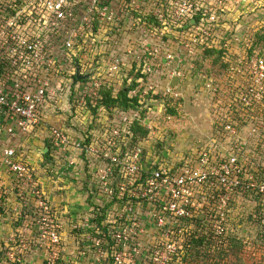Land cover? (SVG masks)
<instances>
[{"label":"built area","instance_id":"2783aa9c","mask_svg":"<svg viewBox=\"0 0 264 264\" xmlns=\"http://www.w3.org/2000/svg\"><path fill=\"white\" fill-rule=\"evenodd\" d=\"M260 6L261 0H0V166L25 214L27 208L32 213L29 236L45 251L41 264H56L66 244L72 246L59 222L67 211L50 203L37 169L18 152V140L26 137L44 138L56 161L83 174L91 207L70 221V229L81 231L75 249L86 264H186L184 237L200 217H206L213 236L223 237L240 195L264 202V157L254 168L246 161L247 155L264 156V41L252 49L249 36L234 28L230 35L223 32L226 21H237L232 15ZM94 23L98 31L92 34ZM262 29L261 23L255 34ZM232 44L244 52L231 51ZM206 49L222 50V59L229 58L223 61L226 71L205 74L206 88L221 103L215 108L225 111L217 134L228 139L226 145L200 146L175 164L147 161L153 133L141 115L150 109L145 103L137 110L98 108L108 125L104 136L71 132L49 120L58 103H70L73 76L92 69L85 88L92 89L93 100L126 64L129 74L135 63L134 74L140 70L146 83L137 78L130 97L140 91L141 101L155 94L177 101L172 82L185 77L184 52L192 56ZM188 69L196 70L193 64ZM220 72H227L221 82L214 78ZM82 84L74 90L80 92ZM253 115L262 122L253 121L241 135L242 123ZM138 126L148 134L134 143L132 129ZM3 187L0 180V198ZM27 240L19 233L10 237L0 264H21L32 246Z\"/></svg>","mask_w":264,"mask_h":264},{"label":"rangeland","instance_id":"374dc122","mask_svg":"<svg viewBox=\"0 0 264 264\" xmlns=\"http://www.w3.org/2000/svg\"><path fill=\"white\" fill-rule=\"evenodd\" d=\"M261 4L262 7L260 6V8H257L255 10H251L252 8L243 10L241 12V16L239 15L240 17H238L237 15H232L237 18V21H226L227 27L223 30V32L226 31L228 33L227 35H230L232 28H234V33H236L237 35L241 37L249 36V41L252 44L255 41L257 35L255 34V31L258 29V27H260L261 23L262 25H264V0H261ZM122 34V36L124 37L127 36L123 32ZM231 46V51L233 52L235 50L241 54L244 52L243 46L236 47V44H232ZM172 47H174V45H172ZM258 47H260V44ZM193 55L189 56L186 51L184 52L185 64L183 65H185V77L175 78L172 82L173 96L177 95L178 97H181V99L179 100L181 101L180 103H178V100L170 102V107L174 108L175 114H169L167 112L166 106L168 103L164 100H161L166 99L162 96H160V99H148L147 101L142 102L150 107L148 113L144 114V116L149 119V124L150 126H152V129L149 131L153 133L152 145L150 149L151 154L149 153V155L147 156V161H153L152 163H154L155 161H157L156 163L164 161L170 164H175L181 158L187 157L192 154V152H194L200 146H208L209 148L210 145L214 142L216 143V145H226L228 141V139H226L225 137L221 138V136L217 134V129L220 128V125L224 124L225 111L221 113V108H215L217 106H220L221 103H214L215 97L212 94V91L208 90L205 85V80H208L209 78L205 76L206 73L204 72L202 75H199L198 71L200 67H210V71L212 69H220L222 71H226V66L225 68H221L220 66L223 61H226L229 58H225L219 63L212 64V57L203 58V51H198ZM90 61L93 62V60ZM159 61L161 62L162 59L160 58ZM195 61L199 65L194 64ZM123 62L127 63V61L124 60ZM230 62L233 63V61L231 60ZM190 64L195 65V71H189L188 68ZM128 65L129 64H126V67L121 70V74L119 76H116L118 77L116 81L111 82L115 87V89L113 90V94H116L118 89L127 87L124 80L125 76L129 75L127 74V72L129 71ZM220 73L222 74H215L214 78L220 80L221 82L223 81V77L227 76V72ZM235 81L236 79L234 78L232 80V83L235 84L237 82ZM86 84L87 81H83L80 92L75 91L73 92L71 97H69V101L73 99L74 103H63L61 101L60 103H58V107L55 109V111L53 110V113L55 112L54 114L58 119L57 122L62 127L63 125L67 127L70 126L68 129H71V132L75 131L78 134H87V132L88 134H92L93 132H98V134L102 136L103 128L107 127L108 125H106L105 123L103 113H100L98 109L96 110V113L92 112L93 109H91V103L94 102L87 103L88 96L85 98L84 95L87 94L91 96L92 89L89 90L88 87L85 88ZM220 97L223 98V95H220ZM88 100H90V98ZM83 103H86V105L84 104V107H82ZM78 105H80L81 107H78ZM90 105L91 107H88ZM221 114H223L224 117H222ZM73 115H75L77 119H74ZM258 116L259 115H253V117L249 118V121L245 120V122L242 123V125L245 126L239 130L241 135L253 126V121L262 122V118L258 119ZM49 120L51 122L54 121V124L59 127L54 118L53 120L52 118ZM255 123L256 127H262L261 123ZM101 128L102 132L100 133ZM227 137L229 136L227 135ZM94 139L95 138H93V141ZM2 142L3 141H1L0 143ZM18 144L23 145V147H20L18 145V147L20 148L18 149V152L20 153L21 158L26 159V161H28L32 165H35L32 162L33 160L36 162L40 159L44 164L51 165L52 162H48L46 159L44 160V158L41 156L34 140H25V142H18ZM41 144H43L42 141ZM262 157L264 156L247 155V165L251 168H254L258 165L259 161L262 160ZM41 168L43 171L45 170V167L43 168V165ZM76 172L77 171L75 170L70 171L71 178H74ZM42 177L47 178L46 182H48V185L50 184V182H52L53 177L48 172L43 173ZM82 178V173L79 177H77L76 175L74 184L77 185L76 188H78V190L84 187L85 182L82 181ZM41 181L42 180H40V182ZM42 186L44 187V190L47 191L46 193H48L47 195L50 200L51 188H49V186H46V183L44 181L42 183ZM4 195V199L9 198L14 200V197L12 195L8 196L5 194V192ZM18 202L19 203H17L15 207V204H13L12 201L9 203L10 205H8V202L6 201V211L9 206L8 210L10 214H4L2 212L3 214L0 215L2 216V218L0 219V223L2 225L1 228L3 229V225L5 224V229H11V231H9V233H11V236H9L7 240L10 237L12 238L14 237V235L18 234H13V229H18L17 222L19 220L15 222V220L10 219L11 213L13 212L14 214H16V219H18L20 213L23 210L25 211L24 202ZM18 204H20V207L18 206ZM66 207L67 206H64V210L67 209ZM13 208L18 209H15L14 211ZM0 209L2 211L1 207ZM26 214L29 215L28 212H26ZM63 217L65 218L66 216H62L59 222H61V224L63 225L64 232L67 233V231L69 230V223L67 222L68 220L64 219ZM262 217H264V203H262V201H260L254 195H240L237 200L231 205L228 224L226 227L227 233L223 237L209 238L208 243H210V250L209 248L208 252H205L207 251V248L202 250L203 252L200 254L202 255L201 261H194V255H185V259H189L187 260L188 263L186 264H264V222ZM32 219V216L28 219H25L23 230H18L19 235H22L23 238H28L27 241L29 242V245H32L31 242H33L32 236H29L33 233V227H30ZM20 225H22V223ZM27 227H29V233L27 232ZM231 241L234 243H231ZM67 242L71 243V240L68 239L66 243ZM68 245L66 244V257H64V261H69L73 264H85L82 258L81 260L80 258H78L80 255H78L79 251L73 247H69ZM213 248L215 250H213ZM34 251L43 253L44 258L45 251L35 245H32L30 247V250L27 249L20 257L21 264H25L27 256H34ZM0 252L1 256L3 257L5 255V251L1 249ZM9 252H11V250H9ZM204 254H206L207 256L205 257ZM190 258L193 259L192 262ZM185 259H183L182 262H184ZM42 262L43 259L41 263Z\"/></svg>","mask_w":264,"mask_h":264},{"label":"trees","instance_id":"16d2710c","mask_svg":"<svg viewBox=\"0 0 264 264\" xmlns=\"http://www.w3.org/2000/svg\"><path fill=\"white\" fill-rule=\"evenodd\" d=\"M135 16H138V15L135 14ZM156 26H158V24H156ZM97 31H98V28H97L96 24L94 23V25L92 27V32H93L92 34H95ZM259 33L256 35L257 39H256V41L253 42L252 49H254L261 42L263 44V41H264V30L262 29V32H259ZM60 39H61V37H56V41L58 42L59 45L63 44V43H60ZM95 46H99V43L98 42H94L93 47H95ZM222 54H223L222 50H216L215 51L213 49H206V50L203 51V58H211L212 57L211 62H212V64H215V63H219V62L223 61ZM74 61L77 64H79L77 58H74ZM194 63L196 65H199L196 61ZM136 66L137 65H135V63H134L133 71H131L129 73V75H128V78L133 80L132 84L128 85L127 87L118 89L116 94H113V90L115 88L113 87L112 84H110L109 86H102V88L100 89V92H99V96L100 97L96 98L95 100L92 99V97H91L92 95L91 96L88 95V98H87L88 102L87 103H90V101H92V100H93L92 102L96 103V107L94 106V108L91 107V105L88 106V107H91V109H93L92 110L93 113H96V110L98 108H100V107H104L108 111H112V110H124V111H127L129 109L137 110L140 106L142 107V105L138 104V103H142L143 102V101H141V99H139L140 98L139 97V92L140 91L137 92L135 96L130 97V92L132 90L136 89L137 84L135 83V80L137 78H139V77L144 78L143 79L144 82L142 84L146 83V76L142 75L140 70L136 74H134ZM225 66H227V65L222 62L220 67L224 68ZM209 68L208 67H200L199 68V72H202V73L204 72L207 75H212L213 72H214V69H212L210 71ZM64 77H67V74L64 75ZM126 81H127V79L124 80L125 83H126ZM77 83H78V81L76 80L75 76H73V84H72V88H71L70 97L73 94V92H75L74 89H75V85ZM160 96H161L160 94L146 96L144 98V102L147 101L150 97H152V99H160ZM216 96L217 95L214 96L215 97L214 98V103H219L218 100L216 99ZM89 98H90V100H88ZM221 99H225V98L223 97ZM161 100H164L165 102L168 103L167 106H166L167 112L169 114H175L174 108L170 107V102H172V101L169 100V99H161ZM180 102L181 101H179L178 103H180ZM70 103H74L73 99L70 100ZM142 112H144V110L141 111V115L144 116V113H142ZM58 126H59V124H58ZM132 133H133L132 139H133V142L135 143L138 139L146 137L147 134H148V131L143 129V128H141L140 126H138V127H134L132 129ZM48 147L50 148V144L48 145ZM44 157L48 161L50 159L49 158L50 157V153H47ZM261 174H262V178H264V170H262ZM84 185H85V188H86V183H84ZM4 200L5 199H4V195H3L0 198V207L3 205V203H4L3 201ZM262 203H264V202L262 201ZM0 211H1V209H0ZM27 211L29 213L31 212L28 208H27ZM101 213H103V211H101ZM102 215H104V214H102ZM25 216H26V214H25V212H23L21 217L18 219L19 221L17 222L19 225L21 223L24 224V221L26 219ZM101 218L102 217H99L97 219L98 223H99V220ZM262 219H263V222H264V217H262ZM206 220L207 219H206L205 216L200 217V219L197 220V223H195V225H196L195 229H192V231H190L184 237L186 239L185 245H184V247H185L184 251L186 252L187 256L194 255V261H196V260H198V261L200 260L201 261L202 255H200V254L203 252L202 250L207 248L206 249L207 251H205V252H208L210 250V248H209L210 243H208L209 238H214L215 237L209 231L208 223H207ZM70 228H72L71 224H69V229ZM198 231H200V232H198ZM80 232L81 231H79V230H71V229L69 230V234L70 235H77ZM231 243H234V242L231 241ZM208 248H209V250H208ZM211 249H212V247H211ZM213 250H215V249L213 248ZM204 256L206 257L207 255L204 254ZM64 257H66V253L60 255L59 260L56 262V264H73V263H68V262L64 261ZM187 260H189V259H187ZM190 260L192 262L193 259L190 258Z\"/></svg>","mask_w":264,"mask_h":264},{"label":"crops","instance_id":"0c3cea01","mask_svg":"<svg viewBox=\"0 0 264 264\" xmlns=\"http://www.w3.org/2000/svg\"><path fill=\"white\" fill-rule=\"evenodd\" d=\"M52 116L50 117V119L53 118L55 119V121L57 122V116H55V114H51ZM52 124H54V121L51 122ZM57 124H59L57 122ZM56 125V124H54ZM60 125V124H59ZM25 140H34L35 144L38 148V151L40 152L41 156L44 158L45 160V155L47 153H50V159L48 160V162H52L51 165H46L43 163V161L40 159L38 161H32L35 165L34 167L37 169V174L39 176V179L42 180L41 182L43 183V181L46 183V186H49L50 192H51V197H50V202L55 206V207H60V208H64V206H67L65 209L67 211V215H66V219H69L67 222L70 224V221H78L80 219V217H83V215H85L87 213V211L89 210V208L91 207L89 199H88V195H87V190L85 188V185L82 189L76 188L77 185H75V179H76V175L78 177V173L76 172V174L74 175V178H71V173L70 171L75 170V169H69L66 168L65 164L63 162H58L56 161L52 155L50 151H47L46 154H42L41 151L45 150L46 148H48V144L47 141L44 138H29L26 137L25 139H21L18 140L19 142H25ZM41 141L43 144H41ZM1 142V141H0ZM37 142V143H36ZM20 147H23V145H20ZM20 149V148H19ZM41 164V166H40ZM42 165L43 168L45 169L44 171L42 170ZM76 171V170H75ZM48 172L53 178H52V182H50V184L48 185L47 178H43L42 174ZM0 180L1 182L4 184V192L6 195L10 196L12 195L14 197V200L12 199H5L3 205L1 206L2 211H0V215L4 214H8L9 213V206L7 208L6 211V201L8 202V205H10L9 203L12 201L13 204H15V207L17 205V203H19L16 196L14 195L13 191H12V186L10 183V177L7 173V171H5V168L0 166ZM48 188V187H47ZM47 192V191H46ZM82 195H81V194ZM48 194V193H47ZM5 196V195H4ZM14 201V202H13ZM64 205V206H63ZM18 206L20 207V204H18ZM18 209V208H15ZM15 209L13 208V210L15 211ZM6 211V212H5ZM3 212V213H2ZM24 210L20 213L23 214ZM28 212V211H27ZM29 213V212H28ZM10 214V213H9ZM31 212L29 213L30 216ZM21 216L18 217V219ZM2 218V216H0V219ZM16 214H14L13 212L11 213V217L10 219H13L16 221H18V219H16ZM27 219V218H26ZM2 225L0 223V250L5 248L6 242H7V238L9 236H11V233H9V231H11V229H5V224L3 225V229L1 228ZM18 229L14 230L13 229V234L15 233H19L18 230H23L24 228V224L22 225H17ZM27 232L29 233V227H27ZM70 230V229H69ZM69 230L67 231L66 235L67 238L69 240H71V246L73 248H75V242H80L81 241V237L80 234L78 236L77 235H70L69 234ZM70 235V237H69ZM32 253V252H31ZM30 253V254H31ZM34 256L30 255L27 256L26 262L25 264H41V261L43 259V253L38 252V251H34ZM1 254V252H0ZM29 257V258H28ZM77 260V259H76ZM81 260V259H80ZM68 261V260H67ZM35 262V263H34ZM81 262V261H80ZM85 264L87 263L86 261H84ZM68 263H70L68 261Z\"/></svg>","mask_w":264,"mask_h":264},{"label":"water","instance_id":"95a60500","mask_svg":"<svg viewBox=\"0 0 264 264\" xmlns=\"http://www.w3.org/2000/svg\"><path fill=\"white\" fill-rule=\"evenodd\" d=\"M94 70H90L88 73L84 74V75H80L78 72L76 73L75 75V78L77 81H84V80H87V79H90L92 74H93ZM48 151V148H46L45 150H42L41 153L42 154H46Z\"/></svg>","mask_w":264,"mask_h":264},{"label":"clouds","instance_id":"9594fccd","mask_svg":"<svg viewBox=\"0 0 264 264\" xmlns=\"http://www.w3.org/2000/svg\"><path fill=\"white\" fill-rule=\"evenodd\" d=\"M85 81V80H84ZM79 82V81H78ZM101 108V107H100Z\"/></svg>","mask_w":264,"mask_h":264}]
</instances>
